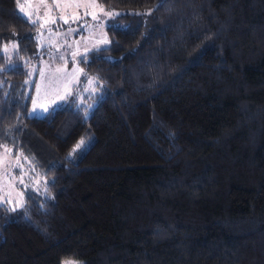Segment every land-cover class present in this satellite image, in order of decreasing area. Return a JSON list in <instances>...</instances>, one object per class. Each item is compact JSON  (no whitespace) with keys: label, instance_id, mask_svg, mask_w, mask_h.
Masks as SVG:
<instances>
[{"label":"trees","instance_id":"obj_1","mask_svg":"<svg viewBox=\"0 0 264 264\" xmlns=\"http://www.w3.org/2000/svg\"><path fill=\"white\" fill-rule=\"evenodd\" d=\"M97 1V91L37 115L36 23L0 0V149L27 166L0 264H264V0Z\"/></svg>","mask_w":264,"mask_h":264},{"label":"rangeland","instance_id":"obj_2","mask_svg":"<svg viewBox=\"0 0 264 264\" xmlns=\"http://www.w3.org/2000/svg\"><path fill=\"white\" fill-rule=\"evenodd\" d=\"M20 3L24 4L25 12H20L17 5L19 12L26 18V13H31V20L36 21L34 56L24 65L27 78L34 79L28 114L40 115L51 110L62 103L68 92L76 95V103H85L83 96L96 90L94 83L99 84L84 68L86 54L108 43L105 27L113 23L119 9H103L97 0H23ZM12 44L17 45L15 38L6 44L8 52L4 53L9 58L18 50V47L13 50ZM13 156L0 149V202L6 201L11 206L18 205L20 189L24 186L22 171L16 170L27 167L23 160L16 158L17 154ZM61 264H80V261L64 258Z\"/></svg>","mask_w":264,"mask_h":264},{"label":"snow or ice","instance_id":"obj_3","mask_svg":"<svg viewBox=\"0 0 264 264\" xmlns=\"http://www.w3.org/2000/svg\"><path fill=\"white\" fill-rule=\"evenodd\" d=\"M18 7H19L20 12H25L24 4L19 3V0H18ZM26 15L28 16L29 20H31V16H32V14H31V13H26ZM95 18H96V17L93 16V19H95ZM31 22H32L33 24L36 23L35 20H31ZM65 23H67V20H65ZM104 43H107V41L105 40ZM11 47H12L13 50H16V49H17V45H16V44H12ZM3 51H4V52H8V45H5V46H4ZM34 112H35V108H34ZM83 143H84L83 141L80 142V144H83ZM80 144H78L76 147L79 148V147H80ZM74 151H75V149H74Z\"/></svg>","mask_w":264,"mask_h":264}]
</instances>
